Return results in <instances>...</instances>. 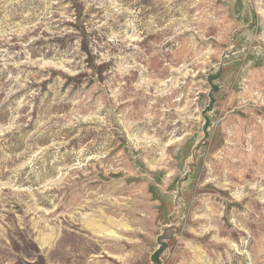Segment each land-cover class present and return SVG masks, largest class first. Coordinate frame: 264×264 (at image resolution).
<instances>
[{
  "label": "rangeland",
  "instance_id": "obj_1",
  "mask_svg": "<svg viewBox=\"0 0 264 264\" xmlns=\"http://www.w3.org/2000/svg\"><path fill=\"white\" fill-rule=\"evenodd\" d=\"M0 264H264V0H0Z\"/></svg>",
  "mask_w": 264,
  "mask_h": 264
}]
</instances>
